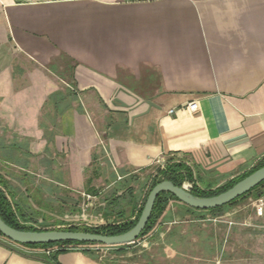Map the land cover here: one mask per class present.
Segmentation results:
<instances>
[{
	"label": "crops",
	"instance_id": "obj_1",
	"mask_svg": "<svg viewBox=\"0 0 264 264\" xmlns=\"http://www.w3.org/2000/svg\"><path fill=\"white\" fill-rule=\"evenodd\" d=\"M263 156L264 0H0V174L29 219L168 158L228 177ZM205 213L173 203L162 226ZM0 264L49 263L2 240ZM58 264L105 263L72 250Z\"/></svg>",
	"mask_w": 264,
	"mask_h": 264
},
{
	"label": "rangeland",
	"instance_id": "obj_2",
	"mask_svg": "<svg viewBox=\"0 0 264 264\" xmlns=\"http://www.w3.org/2000/svg\"><path fill=\"white\" fill-rule=\"evenodd\" d=\"M62 87L66 89L64 83ZM51 105L52 103L46 107V113L50 111ZM166 160L152 166L149 172L139 177L135 175L132 178L121 179L122 177L115 174L112 180L115 184L109 188L105 184L110 182L104 179L105 181L98 183L100 186L97 189L85 191L92 197L95 196L88 202V206L87 198L78 192L74 195L68 194L58 205H56L58 201L54 199L49 200L46 207L42 202H36V207H30L31 212L28 216H32L35 221L39 217L43 218L44 223L36 228L48 226L50 229L57 226V221L64 219L72 220L66 222L68 224L100 227L119 220L120 217L131 218V210L137 206L138 200L142 199L143 202L153 175ZM195 171L200 186L204 187L219 186L230 177H215L199 170ZM185 182L191 183L192 187L194 185L190 181ZM262 189L264 190V187ZM119 192L122 193L119 195ZM263 197L264 194L251 195L233 207H226L222 212L216 214L206 212L204 218L188 214V217H184L186 220L184 223L168 226H162L161 223L142 238L123 247H118L122 245L93 247L92 251L96 260L103 263L105 259L110 258L109 264H264V220L256 214V204ZM62 203H66L67 206L61 205ZM39 209H45L47 212L51 210L55 214L50 216ZM45 214L49 216L48 221L44 220ZM82 219L87 222L79 223L78 220ZM174 226H178L179 229L172 231V236H169L168 230ZM184 228L189 230V240H175L173 255L167 254L166 245L169 244V239H178ZM194 238L199 240L194 242ZM210 239L213 244L210 243ZM41 252L35 250V255Z\"/></svg>",
	"mask_w": 264,
	"mask_h": 264
},
{
	"label": "trees",
	"instance_id": "obj_3",
	"mask_svg": "<svg viewBox=\"0 0 264 264\" xmlns=\"http://www.w3.org/2000/svg\"><path fill=\"white\" fill-rule=\"evenodd\" d=\"M73 94V91L70 89L65 90V92L58 91L56 94L52 95L50 97V101L54 104V107L57 109L59 107V104L63 103L66 100L67 95ZM95 160V159H94ZM264 166V156L258 160V162L252 166L249 169H245L239 173H235L234 175H231L226 181L219 185V186H207L204 187L203 185L200 186L199 184V178L196 174L195 168L189 165L187 162L182 160H175L174 158H168L164 164V166H160L157 170V173L153 175L151 179V183L149 186V190L147 195L145 196L143 202L141 203L140 207L137 208L136 217L134 219L131 218H122L116 221H113L111 223H108L106 225L100 226V227H90L86 226L84 224H68L67 221H57V226H54L50 229V227H43V228H36L33 226L24 225L21 223L22 221L25 222H37L32 218H28L27 214L22 212L20 205L14 200L12 192L9 190V184L8 181L0 174V216L2 219L9 224L10 226L20 229V230H26V231H43V230H59V231H82V232H89V233H98L102 235H108V236H115L120 235L123 233L128 232L131 230L136 223L138 222L141 213L143 211V208L146 204L147 198L151 190L160 182L164 180H168L173 182L176 186L182 187L185 181H190L194 185L190 192L198 197H212L219 195L231 187H233L235 184L255 172L256 170L260 169ZM90 183V182H89ZM187 184L185 187L187 188ZM264 187V182H262L260 185L255 187L250 192L246 193L245 195L241 196L240 198L236 199L235 201L231 202L228 205H225L223 207H218L216 209H210V210H196L193 209L183 203H181L178 198H176L174 195L170 193L163 192L161 193L155 203L154 210L152 217L144 230V232L141 234L139 238H142L145 236L149 231L154 230L159 224L163 222L164 216L169 209L170 205L173 203H178L183 206H186L189 210L193 211H202V212H209L212 214H216L219 212L224 211L226 207H233L237 205L240 201L245 200L246 198L250 197L251 195L256 194V196H263L264 190L262 189ZM89 191L92 190L91 188L88 189ZM0 238H3L5 241L9 242L10 244L16 245L22 250L25 251H34L35 250H41V253L33 254L34 256H37L38 258H41L48 262L49 264H58V256L61 253L72 251V250H83L84 252L88 254L94 253L92 251L93 247H103L107 245L99 244V243H81V242H71V241H63V242H57L52 244H38V245H22L15 242H12L11 240L7 239L0 233ZM138 238V239H139ZM118 245H110V246H118ZM110 258L105 259L104 263L109 264Z\"/></svg>",
	"mask_w": 264,
	"mask_h": 264
},
{
	"label": "water",
	"instance_id": "obj_4",
	"mask_svg": "<svg viewBox=\"0 0 264 264\" xmlns=\"http://www.w3.org/2000/svg\"><path fill=\"white\" fill-rule=\"evenodd\" d=\"M264 182V166L256 170L227 191L212 197H198L186 190L164 180L158 183L149 193L146 204L136 225L126 233L108 236L82 231H26L7 224L0 216V233L12 242L22 245L52 244L63 241L81 243H99L103 245H123L135 242L146 229L154 210L158 196L170 193L178 200L196 210H210L230 204Z\"/></svg>",
	"mask_w": 264,
	"mask_h": 264
},
{
	"label": "built area",
	"instance_id": "obj_5",
	"mask_svg": "<svg viewBox=\"0 0 264 264\" xmlns=\"http://www.w3.org/2000/svg\"><path fill=\"white\" fill-rule=\"evenodd\" d=\"M28 1H40V0H28ZM130 1H143V0H130ZM188 108L190 110H192V111H197L199 109V105H198V103L196 101L190 102L188 104ZM164 164L162 165V167L164 166ZM186 184L188 185L187 188L185 187ZM183 186L188 191H190L191 188H192V184L189 183V182H185L183 184ZM81 195L84 196L85 198H87V200H86L87 204L85 202V204L87 206H88V202H90L91 200H93V198H95V196L92 197L91 194H88V193H85V192H82ZM256 214H257V217L262 218L264 220V197L259 199L257 204H256ZM65 221H67L69 223L72 220H67L66 219ZM78 221H79V223H86L87 222V220H84V219L78 220ZM21 223L24 224V225H28V226L39 227L38 225H41L42 222H40V221L39 222H25V221L21 220ZM2 240H4V239L0 238V241H2ZM22 252L28 253V254H31V255L35 254V252H33V251L22 250Z\"/></svg>",
	"mask_w": 264,
	"mask_h": 264
}]
</instances>
